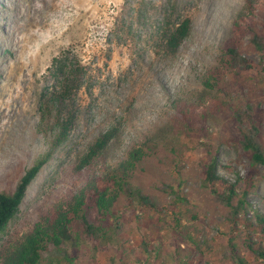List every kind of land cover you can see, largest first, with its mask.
<instances>
[{
  "label": "rangeland",
  "instance_id": "obj_1",
  "mask_svg": "<svg viewBox=\"0 0 264 264\" xmlns=\"http://www.w3.org/2000/svg\"><path fill=\"white\" fill-rule=\"evenodd\" d=\"M245 5L246 0H0V193L13 192L25 171L48 157L19 212L0 231V264L45 210L149 138L158 151L137 183L157 207L124 206L114 240L52 249L42 264H237L229 251L233 232L264 242L244 220L233 229L225 208L202 184L203 163L213 156L230 180L250 170L238 142L236 109L254 106L264 142V50L255 48L250 33L239 36L234 29ZM256 5L261 11L255 21L264 34V0ZM187 17L192 31L170 52L164 34ZM231 42L257 70L224 71ZM56 57L73 61L80 73L61 100L53 96L62 84ZM208 79H219V85L208 87ZM112 128L116 135L103 157L77 170L89 147ZM253 182L248 218L255 223V212L264 213V166ZM241 238L248 263L263 264Z\"/></svg>",
  "mask_w": 264,
  "mask_h": 264
},
{
  "label": "trees",
  "instance_id": "obj_2",
  "mask_svg": "<svg viewBox=\"0 0 264 264\" xmlns=\"http://www.w3.org/2000/svg\"><path fill=\"white\" fill-rule=\"evenodd\" d=\"M257 0H246V12L241 13L235 23V32L241 36L251 34V41L257 50H264V34L255 21L256 12L261 11ZM192 31V19L187 17L177 23L164 34L166 48L176 52ZM55 58L60 76V91L54 92L56 100H61L77 83L80 73L73 61H58ZM222 66L225 70L250 71L257 70L253 59L244 55L236 42H231L223 56ZM208 87H217L219 79L205 81ZM183 114H186L183 111ZM233 120L239 131L238 142L250 160V170L245 176L238 173L235 180L224 177L218 171L215 156L203 163V186L210 191L214 201L225 208L226 219L231 227L237 229L240 220L248 223L250 228L264 237V213L255 212V223L248 218L252 209L249 195L254 186V177L258 166H264V142L261 127L252 105L236 109ZM116 135L112 128L104 132L89 150L80 158L77 170H82L94 161L103 157L108 145ZM158 147L154 138L147 139L142 145L135 146L127 159L114 165L110 164L102 176H94L87 185L68 199L56 203L45 210L31 231L24 239L4 254V264H42L44 252L52 249L71 247L78 249L85 241L103 240L110 242L122 230V209L124 206L138 204L140 206L157 207L154 197L146 192L138 180L147 170L146 162L154 157ZM48 157L37 160L20 178L13 192L0 193V231L19 212L28 188L33 183ZM177 197H180L177 195ZM241 233L233 232L229 237L230 256L237 264H249L240 250ZM243 244L261 259L264 264V242L254 240L250 235L241 238Z\"/></svg>",
  "mask_w": 264,
  "mask_h": 264
},
{
  "label": "bare ground",
  "instance_id": "obj_3",
  "mask_svg": "<svg viewBox=\"0 0 264 264\" xmlns=\"http://www.w3.org/2000/svg\"><path fill=\"white\" fill-rule=\"evenodd\" d=\"M41 36V35H40ZM40 39H41V37H40ZM24 78V77H23Z\"/></svg>",
  "mask_w": 264,
  "mask_h": 264
}]
</instances>
